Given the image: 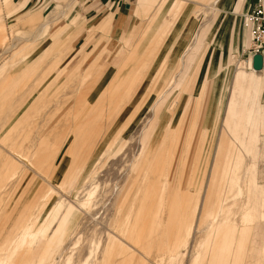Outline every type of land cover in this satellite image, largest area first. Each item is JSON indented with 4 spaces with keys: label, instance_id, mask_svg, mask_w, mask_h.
<instances>
[{
    "label": "rangeland",
    "instance_id": "rangeland-1",
    "mask_svg": "<svg viewBox=\"0 0 264 264\" xmlns=\"http://www.w3.org/2000/svg\"><path fill=\"white\" fill-rule=\"evenodd\" d=\"M20 1L0 0V264H264V108L225 113L242 5L115 0L117 30L85 19L97 1Z\"/></svg>",
    "mask_w": 264,
    "mask_h": 264
},
{
    "label": "crops",
    "instance_id": "crops-1",
    "mask_svg": "<svg viewBox=\"0 0 264 264\" xmlns=\"http://www.w3.org/2000/svg\"><path fill=\"white\" fill-rule=\"evenodd\" d=\"M63 1V0H60ZM65 1V0H64ZM93 7L90 8V10L85 14V19H98L96 21V23L93 25V28L96 29H104L109 27L111 24L114 28H117V30L119 29L120 26H122V24H126L127 22V4L126 2H123L122 6L120 1H115V0H93V2H96ZM228 0H223L222 5L223 7L227 4ZM27 3V0H23L20 1V5L23 8ZM251 4V0H237V6L242 5L243 7V11L244 13L248 10L249 6ZM59 6V5H57ZM121 7H123V11L121 9ZM238 8V7H237ZM55 10V9H54ZM243 13V14H244ZM242 14V15H243ZM242 15H241V19H242ZM203 37L200 36L196 38L195 43L190 47V49L188 50V52L186 53L185 56V61L183 63V71H184V75L189 77V87L188 89H186L184 91V95L187 96L186 99H188V102L190 104V109L191 110V114L193 117L196 118L197 120V129L199 128L200 130H203L206 132L207 129V116L209 115L208 113L204 115H202V121H199L200 114H198L197 108L199 105V99L197 100H193L192 99V95H191V91H192V87H194L195 85V81H196V75H193L191 73V68L196 60V58L199 55V43L202 41ZM240 45V43H238V39H237V47ZM248 61L247 63L242 66V68H240L241 70H237L234 78H233V90L232 93L230 95V97L228 98L226 105H225V113H226V109L228 106V103L231 100H234L236 103V108L235 111L236 112H242L243 115H245L246 112H251V118L252 119H262L263 118V104H262V93H260V91H251L249 90V87L246 86L247 82L250 80H254L255 82H257V84L262 83L261 80H264V64H263V68L261 71L259 72H254L253 70H250L248 67ZM182 71V72H183ZM240 79V84L237 85L236 84V80ZM260 81V82H259ZM183 95V96H184ZM179 96H176L175 101H177ZM246 98L247 102L246 103H251V111L250 110H245L244 107H241V109H238L241 99ZM187 103V102H186ZM195 106V108H194ZM225 113H224V119L223 122L225 121ZM200 117V118H199ZM203 131V133H204ZM196 149H199V143H197ZM255 188L258 189V193H259V208H261V195H262V189L260 188V186L258 185L256 179H255ZM185 225V222L180 224V228H182V226ZM178 229V226H177Z\"/></svg>",
    "mask_w": 264,
    "mask_h": 264
},
{
    "label": "built area",
    "instance_id": "built-area-1",
    "mask_svg": "<svg viewBox=\"0 0 264 264\" xmlns=\"http://www.w3.org/2000/svg\"><path fill=\"white\" fill-rule=\"evenodd\" d=\"M242 28L248 35L249 60L255 55L264 59V0H251L248 10L242 15Z\"/></svg>",
    "mask_w": 264,
    "mask_h": 264
},
{
    "label": "water",
    "instance_id": "water-1",
    "mask_svg": "<svg viewBox=\"0 0 264 264\" xmlns=\"http://www.w3.org/2000/svg\"><path fill=\"white\" fill-rule=\"evenodd\" d=\"M128 7V5L126 6ZM252 68L256 71H260L263 68V58L261 55H255L252 58Z\"/></svg>",
    "mask_w": 264,
    "mask_h": 264
},
{
    "label": "bare ground",
    "instance_id": "bare-ground-1",
    "mask_svg": "<svg viewBox=\"0 0 264 264\" xmlns=\"http://www.w3.org/2000/svg\"><path fill=\"white\" fill-rule=\"evenodd\" d=\"M248 64H249L248 67H249L250 70H253L254 72H259V71H256V70H254V69L252 68V62H251L250 60H248ZM263 64H264V59H263ZM127 71H128V70H127ZM260 71H261V70H260ZM118 72H123V69L120 70V71L118 70ZM129 72H130V70H129ZM125 75H126V74H125ZM125 75H124V76H125ZM238 81H239V79L236 80V82H238ZM206 205H207V204H205V207H206ZM205 207H204V210H205Z\"/></svg>",
    "mask_w": 264,
    "mask_h": 264
}]
</instances>
